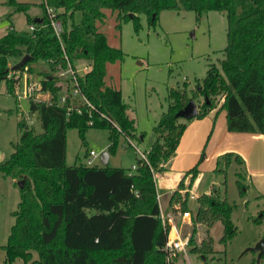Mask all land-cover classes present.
Masks as SVG:
<instances>
[{
  "label": "trees",
  "instance_id": "obj_1",
  "mask_svg": "<svg viewBox=\"0 0 264 264\" xmlns=\"http://www.w3.org/2000/svg\"><path fill=\"white\" fill-rule=\"evenodd\" d=\"M7 4L24 13L27 24L34 25L35 31L28 36L9 32L0 37V83L12 95L17 79L9 77L8 60L28 57L20 73L25 68L32 73L33 65L43 62L49 72H37V82L41 92L50 98L28 99L29 113L38 119L41 132L36 133L20 120V136L13 152L0 163L3 177L23 180L24 184L18 187L19 202L12 212L7 241L0 246L4 254L0 264H14L16 260L24 264H166V234L159 219L154 174L160 173V164L174 155L186 128L175 114L189 99L202 97L198 114L187 123L219 108L225 111L228 132L264 136V0H44L40 23L27 14L30 4L15 0ZM45 6L55 11V18L62 24L60 41L48 24ZM179 9L195 12L197 20L209 11L225 12L226 47L220 67L210 65L190 96L186 84L169 91L168 108L153 128L156 138L147 147V163L136 160L135 171L101 164L67 165L68 129H76L83 144L89 128L107 130L108 154L114 153L119 138L136 137L121 91L104 83L107 64L123 60L121 50L108 45L99 31L106 11L116 12L123 21H132L137 31L139 14L154 25L161 11ZM75 14L79 15L77 22ZM66 59L73 65L82 59L90 62L91 69L78 78V83L91 108L76 104L78 100L69 93V81L54 76L57 68L66 67ZM62 91L66 101L59 105ZM70 106L74 110L68 111ZM203 160L204 151L197 164L179 180L169 200L173 210L188 211L189 190ZM232 163L243 172L241 158L227 153L217 160L214 175L224 176ZM241 171L236 172V183L242 196L245 186L240 181ZM196 200L191 217L194 226L202 224L210 229L220 222V242L225 245L237 233L231 221L233 206L221 197L218 184H212ZM263 220L264 209L252 222L259 224ZM193 234L194 229L187 246L204 258L212 251L210 242L203 241L196 247ZM260 259H264V252Z\"/></svg>",
  "mask_w": 264,
  "mask_h": 264
},
{
  "label": "rangeland",
  "instance_id": "obj_2",
  "mask_svg": "<svg viewBox=\"0 0 264 264\" xmlns=\"http://www.w3.org/2000/svg\"><path fill=\"white\" fill-rule=\"evenodd\" d=\"M8 1L0 0V37L9 32L18 36L32 35L26 22V15L14 10L7 4ZM15 1L31 5L27 14L32 19L36 16L42 18L41 4L44 0ZM196 16L195 12L183 9L163 10L152 25L145 15L139 14L140 26L135 31L132 21H123L118 18L116 12L106 11L99 31L105 35L108 45L121 50L123 60L107 65L105 84L121 91L123 102L128 107L126 113L134 121L136 129L135 138H119L114 153L108 154L107 166L131 169L139 159L136 149L144 153L149 143L156 138L153 128L157 126L161 115L168 108L169 91L180 89L186 84L190 96V91L202 83L210 65L220 67L226 47V14L209 11L203 13L198 20ZM78 20L79 15L75 14L74 21ZM20 61L21 58L8 60L10 73ZM79 62L90 64L89 61L82 59L75 62V65H80ZM33 67L36 72L30 73L26 68L21 73H19L21 70H17L16 75H19L21 80L31 78L37 82L40 78L37 72H49L43 62L34 64ZM19 88L21 86L14 87L16 90ZM194 101L199 108L203 98L199 97ZM82 103L84 104L78 100L76 104ZM22 119L36 133L41 132L38 119L29 113L28 99L17 100L14 92L12 95L8 94L5 84L0 83V163L6 161L13 152V145L20 136L17 125ZM179 123L187 124L183 119H179ZM108 134L105 129L89 128L85 132L83 144L77 130L68 129L66 164L69 166L85 164L89 151H94L98 155L94 159V164L100 165V155L107 152L109 145ZM127 140H130L132 145ZM220 166L223 168V165ZM240 171V167L232 163L224 176L214 175L213 171H203L198 175L190 188L187 200L190 217L180 228L183 236L188 239L194 229V245L199 247L203 241L210 242L212 251L203 258L200 253H192V247L187 246L186 257L180 256L177 264H264V259H260L259 252L255 251L256 245L264 238V220L259 224L252 222V219L263 211L264 201L256 197L254 189L245 178L244 171L240 173V181L245 186L244 194L241 196L236 183L238 180L236 172ZM18 182L24 185L23 180L5 178L0 172V246L5 245L7 241L13 223L12 212L16 210L19 202ZM212 184L220 186L221 197L233 206L231 221L236 226L237 233L225 245L220 242L223 232L220 222L209 229L202 224L194 226L191 218L197 207V196ZM162 192L163 190L159 188L162 210L166 213L172 208L166 202L168 195H163ZM3 255L1 251V259ZM33 258H36L35 253ZM14 264L24 263L16 260Z\"/></svg>",
  "mask_w": 264,
  "mask_h": 264
},
{
  "label": "crops",
  "instance_id": "obj_3",
  "mask_svg": "<svg viewBox=\"0 0 264 264\" xmlns=\"http://www.w3.org/2000/svg\"><path fill=\"white\" fill-rule=\"evenodd\" d=\"M39 18L41 17L36 16L35 19ZM202 151H204V160L198 165L199 175L203 171L212 172L222 155L227 153L238 155L243 162L245 178L254 189L256 197L260 196V200L264 201V136L228 132L225 111L217 108L204 118L194 119L186 124L174 155L160 164L159 168L162 169L160 173L154 174L158 204L161 209L159 188L163 190V195H168L166 202L169 204L170 196L179 180L186 171L197 164ZM208 189L201 194L208 192ZM184 223L186 222L180 223V227Z\"/></svg>",
  "mask_w": 264,
  "mask_h": 264
},
{
  "label": "built area",
  "instance_id": "obj_4",
  "mask_svg": "<svg viewBox=\"0 0 264 264\" xmlns=\"http://www.w3.org/2000/svg\"><path fill=\"white\" fill-rule=\"evenodd\" d=\"M45 15L47 17L48 24L53 32V35L60 41L61 34L63 32L62 24L59 20L55 18V11L48 6H45ZM29 30L33 33L35 31V26L30 25ZM81 63V62H79ZM26 69V68H25ZM91 69V64H80L73 65L66 59V67L64 69L57 68L54 76L62 81H69V93L73 98L78 99L80 102L83 101V105L92 107L87 99L82 95L78 78L83 77ZM20 73V72H19ZM18 73V74H19ZM17 71H12L9 74V77L17 79L14 87H20L18 90L14 89V96L17 100L20 99H33L37 101H48L50 96L48 94L41 92V87L39 82L33 81L31 78L28 80L24 78L21 80L19 75H16ZM66 101V95L59 94L58 103L63 105ZM74 110L72 107L68 108V111ZM76 112L80 113L79 108L75 109ZM91 124V122L89 123ZM130 143V140H127ZM132 145V143H130ZM139 159L144 163H147V151L144 153L136 149ZM98 155L94 151H89L88 156L85 161V165L94 166V159ZM136 164L132 165L130 172L135 171ZM130 174V173H129ZM158 199V198H157ZM190 213L188 211L173 210L164 213L163 210L159 207V219L161 225L166 234V240L163 246V251L165 252V261L166 264H177V259L180 256H185L187 254V243L188 238L184 237L180 228V223H183L189 219ZM180 221V222H179ZM179 224V226H178Z\"/></svg>",
  "mask_w": 264,
  "mask_h": 264
},
{
  "label": "water",
  "instance_id": "obj_5",
  "mask_svg": "<svg viewBox=\"0 0 264 264\" xmlns=\"http://www.w3.org/2000/svg\"><path fill=\"white\" fill-rule=\"evenodd\" d=\"M35 22L36 23H40L41 20L40 19H35ZM27 59H28V57L22 58L21 61L15 67H13L12 69L14 71L21 70V68L23 67V65L25 64ZM197 114H198V107H197L195 101L193 99H189L187 104L175 114V118H180V119H183V120L187 121V120L193 119ZM108 157H109V155H108L107 152H103L100 155L101 165L105 166L107 164ZM17 185H18L19 188L23 187L22 182H18ZM255 251L259 252V258H260V256L264 252V240H261L256 245Z\"/></svg>",
  "mask_w": 264,
  "mask_h": 264
}]
</instances>
